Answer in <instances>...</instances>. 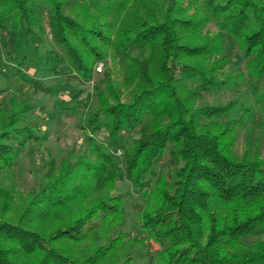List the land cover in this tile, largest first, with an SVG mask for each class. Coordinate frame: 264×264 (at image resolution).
<instances>
[{"label":"trees","instance_id":"obj_1","mask_svg":"<svg viewBox=\"0 0 264 264\" xmlns=\"http://www.w3.org/2000/svg\"><path fill=\"white\" fill-rule=\"evenodd\" d=\"M44 14L58 53L46 50L40 67L35 54L20 78L55 96L38 74L85 85L102 62L99 87L77 103L86 127L108 136L85 137L83 152L57 170L51 161L25 194L0 185V264H130L149 257L132 251L145 240L149 264H264V154L248 139L236 148L256 109L264 120V0H0L6 55L29 57L19 38L37 44ZM240 84L255 110L246 93L200 104ZM24 106L0 104V175L15 164L17 135L36 138L17 127ZM118 173L128 193H114ZM128 194L139 239L124 229Z\"/></svg>","mask_w":264,"mask_h":264},{"label":"rangeland","instance_id":"obj_2","mask_svg":"<svg viewBox=\"0 0 264 264\" xmlns=\"http://www.w3.org/2000/svg\"><path fill=\"white\" fill-rule=\"evenodd\" d=\"M41 26L43 31L38 34L40 38L37 44L32 37L22 35L19 38L16 47L17 53L21 56L26 55L29 57L21 58L18 62L15 61L16 58L13 55L5 54L6 40L4 36L0 37V104L3 103L8 108L13 107L15 109L21 103L25 105L24 107L27 111L23 114V120L17 124V127L25 126L36 136L30 141H25V138L17 135V141H20L21 145L14 144V147H19L15 164L10 170H5L0 175V185L10 186L18 193L24 194L39 186L42 176L49 168L51 161L54 162V167L57 170L62 161H72L74 156L83 152L85 137L90 136L105 140L108 136V132L104 129L92 130L91 124V127L88 125L86 127V124L81 120L85 108H82L77 103V100L84 101L87 93H91L95 88L99 87L98 80L104 72L102 62L94 66L92 79L85 85L78 84L76 81L60 82L56 77L45 75L40 77L41 74H38L40 85L47 87L55 85V90L53 89L55 96H52L51 93L46 94L40 91L41 86L35 85L37 87L34 88L30 81L26 82L20 78L19 73L26 71L30 74L33 70L34 61L37 60L36 57H33L35 54L41 55L38 61L40 67L46 50H51V54H56L55 52L58 51L50 39L45 14L41 20ZM226 52L230 57L231 65H238L243 69L242 52L231 40H228L226 44ZM99 65L101 70L97 71ZM61 69H63V66H61ZM245 93L250 95L249 101L255 107V110L257 107L253 101L251 102L252 95L246 84L218 91L204 92L201 96L200 104L224 105L230 100L240 99ZM68 106H72V108H68ZM256 110L254 119L247 122L246 125L250 127L248 136H245L244 131L240 133L236 148L240 151L244 147L245 139H248L250 143L258 142L261 152L264 154V136L259 140L257 139L258 132H264V120L261 112L258 109ZM117 151H120V149L115 150L116 155H118ZM128 192L127 182L118 173L114 193L124 194ZM134 200L135 198H132L131 195H127L124 206L128 212V217L124 229L129 233L130 237L139 239L145 237V234L139 228L136 216L131 209ZM12 210H15V205ZM144 244V249L139 245H135L132 251H140L143 255L148 253L149 257L137 256L130 264H149V258L155 253V245L148 240H145Z\"/></svg>","mask_w":264,"mask_h":264},{"label":"built area","instance_id":"obj_3","mask_svg":"<svg viewBox=\"0 0 264 264\" xmlns=\"http://www.w3.org/2000/svg\"><path fill=\"white\" fill-rule=\"evenodd\" d=\"M101 70V67H100V65L97 67V71H100ZM120 153V151H117V154H119Z\"/></svg>","mask_w":264,"mask_h":264}]
</instances>
